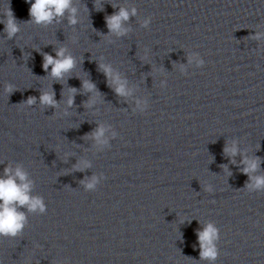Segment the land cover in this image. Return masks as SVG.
<instances>
[{
	"label": "water",
	"instance_id": "95a60500",
	"mask_svg": "<svg viewBox=\"0 0 264 264\" xmlns=\"http://www.w3.org/2000/svg\"><path fill=\"white\" fill-rule=\"evenodd\" d=\"M30 7L0 0V178L19 167L44 210L18 207L0 264H264V0H72L75 24ZM120 8L124 35L105 21ZM60 48L74 66L56 79L44 54Z\"/></svg>",
	"mask_w": 264,
	"mask_h": 264
},
{
	"label": "clouds",
	"instance_id": "9594fccd",
	"mask_svg": "<svg viewBox=\"0 0 264 264\" xmlns=\"http://www.w3.org/2000/svg\"><path fill=\"white\" fill-rule=\"evenodd\" d=\"M31 4L29 9V15L32 20L38 24H49L54 18L64 16L65 12H69V23L75 24L77 20L75 18L76 9L71 7L72 0H27ZM130 15H135V9L131 12L129 10L120 8L118 12L111 16L105 17V21L110 33L117 35H124L127 29L123 27V22L129 19ZM6 24L5 31L8 38H12L18 31L19 26L17 24L15 16L12 14L10 5L5 10ZM147 24V21H145ZM65 49L60 48L56 50V57L48 54H44V70L47 72L49 66H51V76L56 79H62L64 74L71 71L74 66V59L69 55H65ZM102 71L106 76L111 77L112 69L108 65H100ZM118 86L114 89L117 95H126L125 85L120 82L119 76L113 77ZM88 90L95 88V85L91 82H85L83 85ZM11 89L9 88V91ZM53 93H42L39 97L40 102L47 106L54 107L56 101ZM34 98H30L27 103H33ZM74 103V97L70 96L68 104L71 106ZM104 128L98 127L92 134L99 142L103 136ZM231 152L233 155L237 149L233 146L231 149L225 148V152ZM246 167L243 169L245 174L254 172L258 167V159L251 161H244ZM5 178H0V235L16 236L24 227L26 216L24 213L18 211V207L25 206L29 211H35L39 209L44 210L43 204L40 198L30 196L31 182L27 180L26 173L19 167L15 169L13 173L10 167L4 169ZM250 179H252L250 177ZM19 180V183H17ZM88 187H92L89 184ZM250 187L264 188V177H256L255 182ZM198 238L201 246V258L214 260L217 256L216 249L213 245V241L216 238V229L211 225H208L203 231L198 232Z\"/></svg>",
	"mask_w": 264,
	"mask_h": 264
}]
</instances>
